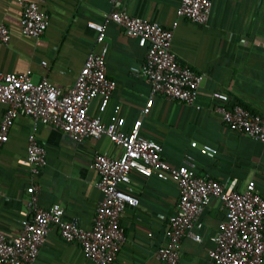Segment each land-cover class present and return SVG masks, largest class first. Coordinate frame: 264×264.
<instances>
[{
    "label": "crops",
    "instance_id": "0c3cea01",
    "mask_svg": "<svg viewBox=\"0 0 264 264\" xmlns=\"http://www.w3.org/2000/svg\"><path fill=\"white\" fill-rule=\"evenodd\" d=\"M43 5L50 25L40 38L22 33V5L19 0H0V23L11 32L9 44L0 42V73H25L32 70V80L48 78L67 90L74 85L90 51H101L96 32L89 21L101 22L113 10L111 0H30ZM213 13L208 25L181 19L175 31L173 50L178 59L204 74L199 94L193 104L179 103L165 95L154 97L150 112L143 116L141 133L163 145V157L171 165H180L187 153L194 156L196 172L224 184L236 180L239 190L250 180L256 182L264 197V142L233 132L216 113L218 106L243 107L264 115V0H212ZM129 14L170 26L176 19L180 0H121ZM107 74L116 81L105 121L116 105L126 116L125 130L140 117L150 93V85L137 78L132 67L146 59L148 45L131 38L119 24L106 28ZM47 64L43 65L42 62ZM226 93L228 101L215 93ZM100 98L90 111L100 114ZM6 104L0 103V120ZM35 134L46 148V165L33 177L18 163L25 157L28 136ZM192 142L217 148L214 157L201 154ZM97 152L118 156L121 148L106 135L74 141L59 128L19 115L9 138L0 143V230L8 236L18 234L32 213L31 187L35 180L40 190L38 204L49 208L59 203L64 219L90 229L103 194L97 186L99 173L91 168ZM139 196L137 207H127L121 217L126 242L113 264H161L156 254L167 240L169 217L175 213L180 198L178 185L165 172L145 177L133 172L125 186ZM223 202L213 197L201 215L203 227L196 232L202 240H183L178 264H214L209 250L211 236L225 219ZM151 233L152 235H149ZM34 264H95L77 242L64 240L54 227L41 246Z\"/></svg>",
    "mask_w": 264,
    "mask_h": 264
},
{
    "label": "built area",
    "instance_id": "2783aa9c",
    "mask_svg": "<svg viewBox=\"0 0 264 264\" xmlns=\"http://www.w3.org/2000/svg\"><path fill=\"white\" fill-rule=\"evenodd\" d=\"M19 1L22 33L40 38L50 25L48 12L36 1ZM111 1L113 10L101 22H87V26L96 32V44H103V48L88 53L71 88L64 90L46 77L34 82L32 70L0 73V103L7 105L0 120V143L8 140L15 119L27 115L59 128L74 141L106 135L121 148L118 156L97 152L91 161V168L100 175L97 186L103 194L92 228L84 229L64 219V208L59 203L47 209L40 207V186L34 180L29 221L13 236L0 230V264H34L54 227L59 229L64 240L77 242L95 264H113L126 242L121 217L127 207L140 204L139 196L125 188L131 182L133 172L145 177L165 172L180 189L175 213L169 217L167 240L156 254L161 264L179 263L185 238L202 240V234L196 232V228L203 227L201 215L213 197L221 199L226 215L219 224V231L211 236L214 247L209 250V259L214 264H264V197L257 190L256 182L250 180L239 190L236 180L224 184L216 178L199 175L195 158L190 153L185 155L182 164L171 165L162 155L163 145L141 133L143 116L150 112L156 95H165L179 103L195 102L205 76L178 59L173 50V39L181 19L208 25L213 1L180 0L177 17L170 26L133 16L121 7V0ZM112 22L124 27L129 37L141 39L148 45L145 61L132 67V72L149 83V98L130 130H125L126 116L119 104L108 121L102 117L116 88V81L107 74L106 64V28ZM10 41V29L0 23V42L9 44ZM215 96L224 102L229 99L228 94L222 92ZM97 98L101 99L100 114L94 115L90 107ZM215 112L233 132L264 142V115L240 104L218 106ZM191 146L209 157L218 153L210 144L192 142ZM18 163L26 166L33 177L46 165V148L35 134L28 136L26 155Z\"/></svg>",
    "mask_w": 264,
    "mask_h": 264
}]
</instances>
